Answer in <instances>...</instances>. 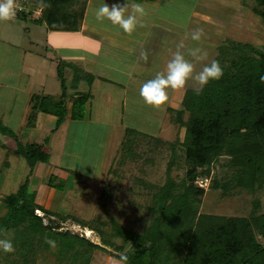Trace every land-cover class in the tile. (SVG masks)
<instances>
[{"label":"rangeland","instance_id":"obj_1","mask_svg":"<svg viewBox=\"0 0 264 264\" xmlns=\"http://www.w3.org/2000/svg\"><path fill=\"white\" fill-rule=\"evenodd\" d=\"M27 1L23 0L22 2ZM139 1L143 11L138 17L144 18L145 23L139 22L134 31H138L140 34L150 32L154 25L151 23L155 22L154 36L159 38L161 33H166V29L169 30V26L164 22L162 25L156 24L154 20H158L160 17L170 19L172 23L175 22L178 26L185 23L183 27L188 28L187 36L185 35L187 32L183 29L182 31L180 29L174 30L175 33L173 31L168 32L167 36L170 37V40L164 43L166 46L171 43V47L176 49L179 42L183 41V46L180 48L183 50L188 48L186 55L188 62L192 64V72L186 81V84L188 82L187 89L201 88L194 77L201 71L204 64L215 59L218 53L217 49L224 40L248 43L264 50V23L262 18L253 11L254 0H170L169 2L156 0L155 4L147 3V0ZM121 2L123 4L125 0H109L110 5L113 3L121 4ZM134 2L129 0L130 4ZM77 3L75 6L77 10L80 9L81 11L82 4L80 1ZM101 4V2L93 3L92 11L95 12L90 21H97L95 15ZM130 9L129 7L126 10L129 11ZM23 14H26L27 19H23L25 16H11L9 18L12 22L14 21L13 26H10L12 23L6 21L8 19H1L0 37L6 41L14 42L18 46V51L30 50L36 56L42 58L48 56L50 61L45 66L41 62L30 61L33 65L27 67L32 69L25 72L22 71L20 61L17 63L20 70L13 80L17 90L13 92L16 98L17 112L14 120H17V123L11 127L17 135L21 134L19 113L26 105L29 89L33 90L36 96L39 95L37 99L34 98L33 102L41 104L47 100L45 93H50L57 99L62 98L64 90H66L63 89V81L67 85L68 95H73L74 90L70 88L72 74L75 72L84 74V72H80L82 62L75 63L61 58L62 54L66 55L72 52L69 42L64 41L66 45L62 44V40L70 36V32H51L48 36L44 23L40 24V22L33 21V17L28 12H23ZM45 18L46 14L43 16V19ZM101 19L103 21L107 18ZM107 24L109 28H115L113 24L111 25L109 22ZM197 28L200 29V40L193 41L190 39V34ZM94 29L95 34H104L103 28L97 29L94 26ZM90 31L94 33V30L90 29ZM100 39L106 38H98L99 41ZM108 39L109 41L113 39L111 43L115 41L114 37L111 36H108ZM161 40H165V37ZM174 41L177 45H173ZM51 42L59 46L55 47L56 49L51 46V49L48 47ZM193 48H199L206 55L197 58L199 54L192 55L190 53ZM110 57L111 59H105ZM54 61L56 66H53ZM96 61L102 67L98 68L97 66L96 71L106 75L107 73L104 72H109L112 67H118L124 63L128 64V60L122 61L109 55L97 56ZM163 61L161 60L159 63L163 64ZM37 65L46 71L47 76L44 81L46 88L29 81L28 76L34 74ZM49 66H52L50 70ZM20 71L21 73H19ZM88 80L85 79L79 89L88 90ZM178 96L176 94L174 99H180ZM166 104L165 102L162 111L165 110L168 113L171 107L168 109ZM173 104L175 105L172 107L177 106V103ZM115 113L117 114L118 110ZM65 123L68 124L69 121H65ZM139 124L140 126L137 127L142 132H130L129 134L120 132L118 125H114L112 128L105 125L96 126L85 121L76 124L75 122L69 123L66 125L67 127L63 125L61 129L60 126L56 129L55 134L48 136L50 139L52 138L53 146H49L52 152H46L44 146L42 149L49 155V160L53 164V166L48 167L49 172L43 171L34 175L32 173L34 166H29L31 172L27 176V161L17 153L12 154L13 159L15 158L18 162L13 166L12 172L5 166V159L7 160V158L0 160V217H3L7 212L3 198L16 193L28 179L25 190L29 193L39 192V194L44 195V199L40 203L48 213L35 209V214L41 216L44 224L54 221L53 226L58 231H67L105 248L104 250H91V253L88 254L90 259L85 263V258L75 254L77 250L83 251L84 249L80 242L75 243L73 249H64L61 252L58 241H56L54 249L50 246L48 249L43 248L44 239L43 244L34 245L37 249H43L33 254L21 249L20 245H23L22 242L25 239L19 234V229L9 228L1 233V238L12 240L13 251L4 252L0 250V264H125L120 257L128 253L132 248L133 241H125L121 236H118L113 229L115 224H112V221L135 234L142 233L153 218L152 212L149 211L153 194L168 180L181 183L186 178L188 170L183 145L181 141H177L183 139L184 129L178 130L179 125L172 121L162 126L150 125L145 121ZM128 127L131 128L132 126L129 125ZM0 134L2 133L0 132ZM36 137L40 138V134L34 135L35 140L39 139ZM14 141L16 144L18 142L23 144L30 142L23 136L22 139L17 138ZM160 141H164V143L161 142L160 144ZM170 143L174 145L173 150L169 145ZM9 147L10 144L8 143L7 149ZM227 160L228 157H222L218 162L212 164L209 177H197L196 186L204 189V194L199 196L201 200L199 213L217 217H249L252 212H256L257 216H264L263 189L251 193L247 189L237 188L226 196H222L221 189L211 187L214 177L221 180L225 176L232 175V168H229ZM51 176L56 177L54 184H51ZM32 179L35 181V185ZM48 195L49 198L47 199ZM254 202H259L257 209H254ZM58 214L64 216L65 219L62 220ZM80 221L87 222L89 226L85 227L79 224ZM252 229L256 239L259 242H264V224L262 228L252 227ZM88 230L91 235H88ZM98 230L105 232V237L109 241L108 244L102 242L103 236ZM118 247H122V249H118ZM6 253L10 254L8 258L5 257ZM185 254V250L175 251L168 264H175L174 262L182 259Z\"/></svg>","mask_w":264,"mask_h":264},{"label":"trees","instance_id":"obj_2","mask_svg":"<svg viewBox=\"0 0 264 264\" xmlns=\"http://www.w3.org/2000/svg\"><path fill=\"white\" fill-rule=\"evenodd\" d=\"M78 1L82 4L81 11L75 6ZM86 1L38 0L35 6H43L49 30L77 31ZM254 2L253 11L264 23V0ZM19 16L26 17V14ZM217 51L215 60L223 69L221 77L210 80L200 89L188 88L181 107L170 109L171 121L179 125L178 130L184 129L183 139L177 141H181L184 148L188 165L186 178L181 183L168 180L153 194L149 208L153 218L142 233L135 234L112 221L118 236L125 241H133L132 248L125 255V264H168L177 250H185L186 254L175 264H264V242L256 239L252 229L263 227L264 216H257L256 212L249 217H217L199 213V196L204 194V189L196 186L195 181L199 176L209 177L211 165L222 157H228L232 175L221 180L214 177L213 189H221L222 196L237 188L251 193L264 190V50L226 39ZM74 77L76 85L79 78L77 74ZM86 99L87 96L83 95L73 100L72 117H82ZM48 102H51L50 98L39 104L40 109H45ZM52 105L55 108L53 113L58 117V128L64 120L65 102L60 99ZM0 132L17 139L1 120ZM130 132L140 131L132 128L125 130V134ZM169 145L173 150L174 145ZM42 149V145L18 142L16 152L33 167L37 162H49V155ZM50 180L54 184L56 177L51 176ZM27 182L28 179L16 193L3 198L7 212L0 217V238L6 229H19V234L25 239L21 249L33 254L44 247L49 248L45 241L43 248L35 247L36 244L41 245L46 237L58 241L61 252L73 249L74 244L80 242L84 249L77 250L75 254L85 258V263L90 259L88 254L91 250L105 249L86 238L58 231L53 226L54 221L44 224L41 216L35 214V209L44 213L48 211L36 203V192L25 190ZM254 204V209H257L259 202ZM58 217L65 219L60 214ZM79 224L89 226L84 221ZM98 231L103 236L102 242L108 244L105 232ZM9 255L6 253L5 257Z\"/></svg>","mask_w":264,"mask_h":264},{"label":"crops","instance_id":"obj_3","mask_svg":"<svg viewBox=\"0 0 264 264\" xmlns=\"http://www.w3.org/2000/svg\"><path fill=\"white\" fill-rule=\"evenodd\" d=\"M20 1L25 8L30 9L31 12H35V14H38L39 9L42 8V14H38L36 16L32 15V17L33 21L40 22V24L44 23L47 29L48 36L51 32H59L48 29L45 23V19H43L44 13L43 6L41 4L35 6V0H28L25 3L22 2L23 0ZM130 1H136L134 3L141 4L139 0ZM160 1L169 2L170 0ZM96 2L107 3L109 7H111L112 5L109 4V0H87L84 9V17L80 22L79 29L77 31H67L70 32V36H67L66 39L62 40V44H65L64 41L69 42L72 52L66 55L62 54L63 56L60 54L61 58L63 57L65 60H70L75 63L82 62L80 72H84V74L81 75L80 73L78 74L77 72H75V74H77L79 78V81L76 85H74L75 74H72L70 88L74 90V94L68 95L67 85L65 83V87L63 86V89L66 90H64V95L62 96V98L60 97L57 99L54 98L50 93H45L46 99L50 98L51 102L45 104V109H40L42 108L40 107L41 105L33 102L34 98L37 99L39 95L36 96L34 91L29 89L27 91L26 105L23 107V109H21L19 113V117L21 118V124L19 125V128L21 130L20 135H17L16 132L11 129V127L15 126L14 124L17 123V120H14L17 112L16 98L13 94L14 90H16L14 87L15 81L13 80L18 75V71L20 70V67H17V63L18 61H20V66L22 64V71L25 72L28 69H32L27 67H32L33 64H31L30 61L41 62L45 66L49 63L50 58L48 56H45L46 58L36 56V54L31 53L30 50L18 51V46L14 42L6 41L0 37V120L5 126L9 127L15 133L18 139H22L23 136L24 138H26V140L30 141L26 144L42 145L44 146V150L46 152H52L49 147L50 145H52V138L50 139V137L48 136L56 133V121L58 118L57 115L53 113L55 112V108L52 104L60 99L61 101L65 102L66 110L64 120L60 125L61 127L59 126L60 129L63 125L64 127H67L66 125H68L69 123L75 122L76 124L78 122L80 123L85 121L96 126L105 125L107 127L111 126L112 128H114V125H118L120 126V132H124L125 134V130L129 128V125L132 126V129L142 132V130L137 126H140L139 123H143L144 121L148 122L150 125L158 124L160 126L171 122L170 112L167 113L165 110L162 111V108L165 107L164 105L160 107H153L151 105L145 104L143 99L139 95V91L141 84L148 79L154 78L157 72L164 73L167 71V63L172 59L176 52L179 51L183 56L185 55L184 58L188 61V56L186 55L188 54L187 47V49L183 50L182 48L176 46L175 49L171 47V43H168V46L164 44L170 40V37L167 36L168 32H174V30L179 29L180 31H182L183 29L187 32L188 28L183 27L185 23L178 26L177 23H172L170 19L168 20L165 17H160L158 18V20H154L158 25H162V22H164L169 26V30L166 29V33H161L159 35V38H156V36H154L155 22L151 23V25H154L152 27V31L150 30V32H144V34H140L138 33V31L125 33L122 29L119 28L118 25H114L115 28H109L107 24L108 22L111 23L109 19H103V21H106L105 23L102 21V19H96L97 21H90V19L93 18V13L95 12L92 11V5ZM146 2L155 4L156 0H147ZM129 11H131V9ZM127 12L128 10H126V14ZM38 18L41 19L38 20ZM23 19H27V17H23ZM138 19L139 22L145 23L144 18L142 19L138 17ZM6 21H9L10 24L12 23L10 26L14 25V21L12 22L11 20H9V18ZM94 26L97 29L103 28L104 34H95ZM90 29L94 30V33H92ZM185 35L187 36L188 32ZM108 36L114 37L115 41L111 43L113 39L109 41ZM102 37H105L106 39H100L99 41L98 38ZM163 37H165V40H161ZM173 45H177L176 41H174ZM51 46L52 48L56 49L55 47H58L59 45L57 46L56 43L51 42L50 45L48 44V47L51 48ZM65 51H68V49H65ZM102 55H109L112 57L115 56L122 61L128 60V64L126 65L124 63L118 67H112L111 69H109V72H104L107 73V75L103 74L96 71L97 66L98 68H102L96 61L97 56L100 57ZM105 59H111V57ZM161 60H164L163 64L159 63ZM53 66H56L55 61L53 63ZM51 67L52 66H49V70L51 69ZM104 69L106 70V68ZM19 73H21V71ZM33 73V75L28 76L29 81H31L32 83H38L41 87L46 88V85H44V81L46 80L47 76L45 69L37 65V68ZM91 76L92 80L89 81L88 78ZM85 79L88 80V90L84 91L79 88L84 83ZM187 85L188 82L182 88L169 90L168 100L166 101V106L168 105V109L171 107V110H176L181 107V101L183 99L185 91L187 90ZM176 94L179 95L178 97L180 99H174V97H176ZM83 95L87 96V99L84 101L82 107L83 115L81 118H74L72 117V110L74 109L73 100ZM173 103H177V106H173L174 108L172 107V105H175ZM117 110L118 113L116 114L115 111ZM65 121H69V123L67 124L65 123ZM39 134L40 138L36 137L39 139L35 140L34 135L36 136ZM41 136L45 137L41 138ZM14 140V138L12 139V137L8 135L6 136L5 134H0V160L7 158V160L5 159V166L10 169V172H12L11 170L14 169L13 166L18 164L16 159H13L12 156L13 153H17V144ZM8 143L10 144V147L7 149ZM27 166L28 170H26V173L28 176L31 170L28 163ZM51 166H53V164L50 160L48 163L37 162L34 165L32 173L36 175L39 172L43 171L49 172L48 167ZM50 170L52 172V169ZM15 179L16 178L14 176V180ZM32 182L35 185V181L33 179ZM31 190L33 189L31 188ZM48 198L49 195L47 196V199ZM36 199L38 201H36V203L41 205L40 202H42L41 200L44 199V195L42 193L39 194V192H36Z\"/></svg>","mask_w":264,"mask_h":264},{"label":"clouds","instance_id":"obj_4","mask_svg":"<svg viewBox=\"0 0 264 264\" xmlns=\"http://www.w3.org/2000/svg\"><path fill=\"white\" fill-rule=\"evenodd\" d=\"M131 8L126 14V9ZM142 7L136 3H129L125 0L123 4L113 3L111 7L107 3H102L97 9V20L106 17L113 25H118L125 33H132L139 23L138 14H142ZM14 14L13 0H0V19H8ZM190 39L193 41L200 40V29H194L190 34ZM183 46V41L178 44V47ZM192 55H206L199 48L190 50ZM167 71L164 73L157 72L154 78L146 80L140 86L139 95L144 103L153 107H160L168 100L169 90L182 88L192 72V64L189 63L184 56L178 51L174 54L171 60L167 63ZM223 69L219 62L215 59L202 66L201 71L194 77L199 85L203 87L210 80L219 79ZM45 242L55 248L56 241L51 238H45ZM0 250L4 252L13 251V244L10 238H0ZM120 259L126 261L127 257L121 255Z\"/></svg>","mask_w":264,"mask_h":264},{"label":"built area","instance_id":"obj_5","mask_svg":"<svg viewBox=\"0 0 264 264\" xmlns=\"http://www.w3.org/2000/svg\"><path fill=\"white\" fill-rule=\"evenodd\" d=\"M13 3H14V14L12 15L13 17H18V15L22 14L23 12H28L31 16L32 15L36 16L38 14H42L41 13L42 8L39 9L38 14H35V12H31L30 9L25 8L20 0H13Z\"/></svg>","mask_w":264,"mask_h":264},{"label":"bare ground","instance_id":"obj_6","mask_svg":"<svg viewBox=\"0 0 264 264\" xmlns=\"http://www.w3.org/2000/svg\"><path fill=\"white\" fill-rule=\"evenodd\" d=\"M87 233H88V235H91V232H90L89 230H88V232H87ZM88 235H87V236H88Z\"/></svg>","mask_w":264,"mask_h":264}]
</instances>
